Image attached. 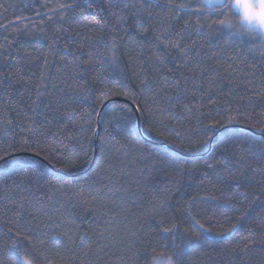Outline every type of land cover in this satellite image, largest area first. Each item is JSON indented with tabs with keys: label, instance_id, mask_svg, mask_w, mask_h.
<instances>
[{
	"label": "trees",
	"instance_id": "16d2710c",
	"mask_svg": "<svg viewBox=\"0 0 264 264\" xmlns=\"http://www.w3.org/2000/svg\"><path fill=\"white\" fill-rule=\"evenodd\" d=\"M141 2L0 0V264H153L189 215L211 234L184 264H264L259 233L237 243L264 224V43L201 0H159L187 10L138 26ZM104 87L120 94L101 103ZM234 172L239 191L215 179Z\"/></svg>",
	"mask_w": 264,
	"mask_h": 264
},
{
	"label": "snow or ice",
	"instance_id": "6c2138e0",
	"mask_svg": "<svg viewBox=\"0 0 264 264\" xmlns=\"http://www.w3.org/2000/svg\"><path fill=\"white\" fill-rule=\"evenodd\" d=\"M96 0H83L84 5H87L88 8H91L92 4L95 3ZM113 4H118L121 2V0H111ZM75 6H81V5H75ZM155 6L157 8H163L167 7L170 10H175V11H181L187 10V5H180L178 7H173L170 4L166 5H161L159 3V0H142L140 4V8L138 12L136 13L137 21H138V26L142 25L143 21L141 19V16L143 15L144 12L150 11V9ZM205 6L211 7L216 9L215 15L218 17H221L217 20L214 21V24L221 27V28H226L229 30V36L234 35L231 31L232 24H231V18L229 17L228 19H225V15L232 13L233 11L239 12L240 15L239 17H236V19H239L240 24L244 25L245 27V32L247 33H254L256 31V25L252 22L253 18L246 15L243 12L242 6L238 3V0H215V3H211V0H201V3L198 5L199 9H203ZM62 8H71L73 5H61ZM125 7H129V5L125 2ZM131 7H136V5H131ZM103 11V9H101ZM99 14V13H98ZM199 14V13H198ZM126 17H119V22L123 23ZM99 21H97L98 23ZM187 29V25H185V30ZM195 34L197 36H205L207 35L203 31V25L200 23V21H197V26L195 29ZM241 35H244V33H241ZM164 39L163 34L161 36L156 37L157 41H162ZM183 39V36L181 37ZM260 41L264 43V35H261ZM197 41H193V44H196ZM254 47V46H253ZM172 48L174 49H180L181 45L180 42H176L172 44ZM190 49H184V51H188ZM178 87V85H177ZM120 93L113 92L110 88L104 87L103 89L100 90L99 96L102 98L101 103L104 101H107L110 96L113 95H119ZM123 94L127 96L129 99H132V97L129 95V90L125 86ZM70 115L76 116L79 113L77 112L76 109H70ZM234 119L232 115H228L225 117V123H229ZM105 132H108V129H104ZM98 134L97 132H94V135ZM224 151L225 149H220L221 153V162L226 165V171L230 169V165L228 164L227 158L224 156ZM8 153H5V156H7ZM2 159V158H0ZM32 167V164L29 163L27 160H15L11 164L12 170H23L22 174L27 175L28 169ZM207 167L209 169L213 168L214 165L208 164ZM8 170L5 169H0V175H7ZM241 173L239 172H234L231 175H227L223 178L217 176L215 179L220 181L223 184L231 186V184H235V187L233 188V191H239L240 188V178H241ZM231 182V183H230ZM186 220L188 222L189 227L185 228L183 233H179V228L177 225H172L169 228L163 229V232L168 234L171 237L172 240V245H171V254L168 255L166 258L164 256V253H160L158 255L153 256V264H184V256L187 255L189 251L192 249V245L194 241H206L208 239V236L211 234L210 230L205 229L202 224L198 220L195 219L194 216L189 215L186 217ZM233 229H236V225L234 224L232 226V229L228 230V233H232ZM191 232V236H185L186 233ZM246 235H241L239 237V240L237 243H244L243 248L241 249L242 252L247 253L248 250L251 247L255 246V240L254 236L259 233L261 236V240L259 241L261 244H264V224H260L257 222V219H254L252 223L245 229ZM179 233L180 235V240L181 243L177 244L176 243V234ZM217 236H224V233H217ZM165 249H167V244L163 246ZM15 249L16 245H12V254L15 255ZM16 264H21V261L19 258H17ZM23 264H29L28 260H24Z\"/></svg>",
	"mask_w": 264,
	"mask_h": 264
},
{
	"label": "clouds",
	"instance_id": "9594fccd",
	"mask_svg": "<svg viewBox=\"0 0 264 264\" xmlns=\"http://www.w3.org/2000/svg\"><path fill=\"white\" fill-rule=\"evenodd\" d=\"M238 3L242 6L243 12L253 18L252 22L256 25V31L254 33L245 32V27L240 24L239 19L231 22V31L244 33V36L260 40L261 35H264V0H238ZM232 15L239 17L240 13L233 11Z\"/></svg>",
	"mask_w": 264,
	"mask_h": 264
},
{
	"label": "rangeland",
	"instance_id": "374dc122",
	"mask_svg": "<svg viewBox=\"0 0 264 264\" xmlns=\"http://www.w3.org/2000/svg\"><path fill=\"white\" fill-rule=\"evenodd\" d=\"M211 3H215V0H211ZM24 260H28L27 258H25V257H23V256H20V261H21V264H23V261ZM29 261V264H32V262L30 261V260H28Z\"/></svg>",
	"mask_w": 264,
	"mask_h": 264
}]
</instances>
